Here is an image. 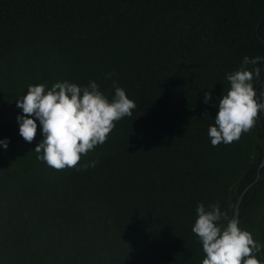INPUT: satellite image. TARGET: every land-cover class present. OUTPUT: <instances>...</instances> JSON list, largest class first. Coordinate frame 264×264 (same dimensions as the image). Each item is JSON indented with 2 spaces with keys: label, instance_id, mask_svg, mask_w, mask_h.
<instances>
[{
  "label": "trees",
  "instance_id": "16d2710c",
  "mask_svg": "<svg viewBox=\"0 0 264 264\" xmlns=\"http://www.w3.org/2000/svg\"><path fill=\"white\" fill-rule=\"evenodd\" d=\"M263 16L264 0H0V264H202L197 206L234 217L264 154L262 111L239 141L208 135L227 74L264 57ZM64 81L109 101L115 81L137 108L55 170L37 158L38 120L21 137L16 103ZM237 219L264 260V165Z\"/></svg>",
  "mask_w": 264,
  "mask_h": 264
},
{
  "label": "clouds",
  "instance_id": "9594fccd",
  "mask_svg": "<svg viewBox=\"0 0 264 264\" xmlns=\"http://www.w3.org/2000/svg\"><path fill=\"white\" fill-rule=\"evenodd\" d=\"M262 61L264 57L245 56L241 67L227 74L230 87L218 101L215 125L208 129L213 147L239 141L264 111L262 69L257 66ZM113 87L115 96L109 101L95 81L88 86L68 81L57 82L51 88L46 84L29 85L27 93L16 103L23 113L17 116L21 137L28 143L33 142L38 120L43 138L35 148L41 154L37 158L55 170L76 168L82 155L106 142L115 122L132 116L137 108L136 102L115 81ZM211 99V93L205 92L204 102L210 103ZM8 143L0 140L5 149ZM97 162L85 163L82 168L94 167ZM196 212L192 232L202 243L205 254L202 264H264V260L257 258L262 246L251 232L239 227L237 218L221 211L219 201L207 208L200 203Z\"/></svg>",
  "mask_w": 264,
  "mask_h": 264
},
{
  "label": "water",
  "instance_id": "95a60500",
  "mask_svg": "<svg viewBox=\"0 0 264 264\" xmlns=\"http://www.w3.org/2000/svg\"><path fill=\"white\" fill-rule=\"evenodd\" d=\"M263 19H264V16H263L262 20ZM256 31H257V36L259 38V41L264 44V40H263V38L261 37V35L259 33L258 24H257V27H256ZM262 69L264 71V63L262 64ZM262 112L264 114V111H262ZM263 165H264V154H263V157L261 159V162H260V164H259V166L257 168L255 178L242 189L241 193L239 194V196L237 198V201H236L235 206H234V217L235 218L238 217V205H239V203L241 201V198H242L243 194L246 192L247 189H249L258 180V178L260 176V168Z\"/></svg>",
  "mask_w": 264,
  "mask_h": 264
}]
</instances>
